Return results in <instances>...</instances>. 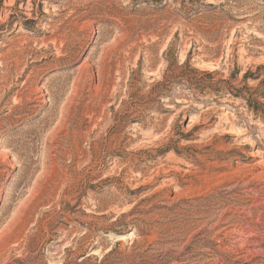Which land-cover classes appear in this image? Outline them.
<instances>
[{
  "label": "rangeland",
  "instance_id": "obj_1",
  "mask_svg": "<svg viewBox=\"0 0 264 264\" xmlns=\"http://www.w3.org/2000/svg\"><path fill=\"white\" fill-rule=\"evenodd\" d=\"M261 116L264 0H0V264H264Z\"/></svg>",
  "mask_w": 264,
  "mask_h": 264
},
{
  "label": "trees",
  "instance_id": "obj_2",
  "mask_svg": "<svg viewBox=\"0 0 264 264\" xmlns=\"http://www.w3.org/2000/svg\"><path fill=\"white\" fill-rule=\"evenodd\" d=\"M185 66L190 67V64L188 63V61L185 62ZM190 72L193 73V74H196V75L200 74V75L206 76L208 78V80H207L208 82L214 81L213 80L214 79L213 75H215V73H213V72L200 71L199 69H196V68H191ZM235 78H236V74H235V76H233L232 80H234ZM246 78H248V73H246L245 76H244V79H246ZM182 79H184V80L186 79L185 81L187 83H189L191 85V87H193V85H194V87L199 88L202 91H204L208 87L210 88V86H207L205 83H202L200 80L198 81L199 83L198 82H193L194 79L191 78V76H185V78H182ZM184 80H179L178 83L185 85L186 82ZM163 82L173 83V82L169 81L168 79H165V81H163ZM226 82H232V81H231V79H229V80L221 79V80L217 81L216 84L226 83ZM161 84H163V83L159 82L156 86H159V85L161 86ZM230 85H231V83H229V87L230 88L226 92L228 94H230L235 99H243V100L247 101L248 102V108L252 112H254L256 115L259 114V116H260L261 115V111L259 110L258 102L250 103L248 101V99L241 94L242 90H240L239 88H236V86H232V85L230 86ZM213 87H215V88L211 89L213 92L220 93V91L222 90V88H218L217 85L213 86ZM261 118L264 119V116H261ZM179 141H180V139L177 140V142H179ZM165 148H166V150H171V148H169V147H165ZM174 149H176V148H174ZM119 244L120 243H118V245ZM136 246H138V245L137 244L134 245L135 249H133L132 253H127V254H124L123 252H121V253L124 254L125 256L129 257V258H135V259H140L141 260L139 263H136V262L134 263L133 262L131 264H144V263L149 264V261L145 260L146 258L150 257L147 254V251H144V252L137 251L139 247H136ZM112 251H113V249L109 253H111ZM153 264H157V263H153Z\"/></svg>",
  "mask_w": 264,
  "mask_h": 264
}]
</instances>
